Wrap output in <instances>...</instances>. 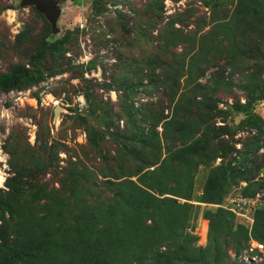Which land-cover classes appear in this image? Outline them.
Listing matches in <instances>:
<instances>
[{
	"label": "rangeland",
	"instance_id": "1",
	"mask_svg": "<svg viewBox=\"0 0 264 264\" xmlns=\"http://www.w3.org/2000/svg\"><path fill=\"white\" fill-rule=\"evenodd\" d=\"M91 1L55 0L58 15L53 31L33 5L0 0V73L23 63L30 67L27 62L43 41L53 42L66 29H78L77 43L65 52L62 69L37 83L0 91V170L4 177L0 188L13 174L8 164L12 154L18 162H51L58 174L69 172L74 164L79 174L103 180L99 170L106 164L100 157L113 155L115 147L104 143L101 155L88 148L85 123L79 117L86 116L89 124L98 122L88 116L85 91L100 102L92 115L117 112L122 117L116 121L120 128L129 102L149 114L162 109L167 120L175 114L174 104L180 99L179 119L192 124L187 129L194 130L196 138L209 141L194 156L201 163L193 177L191 198L175 197L193 207L196 246H207L210 218L216 223L224 215L231 238L225 250L228 257L207 264H264V0H162L163 19L153 27L151 21L158 18L151 0H117L106 7L131 12L134 19L129 29L118 27L115 33L104 14L92 13ZM173 16L178 20L166 26ZM58 62L47 54L35 68L54 67ZM80 93L86 101L83 111L74 104ZM239 104H248L250 113L240 112ZM55 106L60 107L56 118ZM162 122L156 127L159 133ZM141 127L148 125L144 122ZM165 127L166 142L171 143L173 126L167 123ZM47 140L54 145L50 154L45 151ZM108 165V174L119 169L117 159ZM224 171L227 181L222 196L204 199L207 182ZM40 174H45L43 182L57 186L49 168ZM240 197L253 203L241 208L235 200L230 202ZM229 212L233 214L230 223ZM9 227L0 221L1 233L18 229ZM57 259L56 264L79 262L78 258ZM29 262L46 264L37 256Z\"/></svg>",
	"mask_w": 264,
	"mask_h": 264
},
{
	"label": "trees",
	"instance_id": "2",
	"mask_svg": "<svg viewBox=\"0 0 264 264\" xmlns=\"http://www.w3.org/2000/svg\"><path fill=\"white\" fill-rule=\"evenodd\" d=\"M109 2L117 0H92V13L104 14L113 33L118 27L129 29L134 15L110 11L106 7ZM151 5L154 17L158 18L151 21L153 27L163 19L162 0H151ZM110 12L114 14L106 15ZM176 20L173 16L166 26L172 27ZM76 32L78 29H66L53 42L43 41L27 62L30 67L23 63L0 73V91L37 83L62 69L65 52L77 43ZM47 54L61 63L44 66L42 70L35 68ZM85 96L88 116L98 122L89 124L86 116L79 117L85 123L88 148L101 155L99 150L104 143H113L115 147L113 155L100 157L106 164L104 170H99L103 180L79 174L80 169L74 164L69 172L58 174L51 162L43 164L39 159L18 162L10 155L8 164L13 174L6 177L4 187L0 188V221L9 229V226L18 229L13 233L0 231V264H29L34 256L46 264H56L57 258L66 261L78 258L76 264H207L225 260L231 238L227 236L224 215L216 223L210 218L208 244L198 247L192 234L193 207L175 198H191L193 177L201 163L194 156L209 143L196 138L194 130L187 129L191 123L177 116L180 99L174 104L175 114L167 120L162 109L149 114L129 102L120 128L116 124L122 119L119 113L92 115L100 102L86 91ZM238 110L245 114L251 111L248 104H239ZM144 122L147 128L141 127ZM161 122L163 129L159 133L156 127ZM167 123L175 133L171 143L166 142ZM46 142L45 151L50 154L54 145ZM113 158L117 159L119 169L108 174L111 168L107 164ZM47 168L57 186L43 182L45 174L40 173H47ZM179 170L186 174H179ZM226 181L225 171L210 178L205 188L208 196L204 199L222 196ZM24 210L26 215H22ZM229 218L230 223L233 220L230 212ZM28 221L30 224L24 226ZM240 245L237 243V247Z\"/></svg>",
	"mask_w": 264,
	"mask_h": 264
},
{
	"label": "water",
	"instance_id": "3",
	"mask_svg": "<svg viewBox=\"0 0 264 264\" xmlns=\"http://www.w3.org/2000/svg\"><path fill=\"white\" fill-rule=\"evenodd\" d=\"M55 0H20L21 6L33 5L39 12L43 13L50 22L52 30L56 28L57 8ZM60 111L59 106L53 109V116L56 118Z\"/></svg>",
	"mask_w": 264,
	"mask_h": 264
},
{
	"label": "built area",
	"instance_id": "4",
	"mask_svg": "<svg viewBox=\"0 0 264 264\" xmlns=\"http://www.w3.org/2000/svg\"><path fill=\"white\" fill-rule=\"evenodd\" d=\"M74 104L76 105L77 107V110L79 111H83L86 107V101H85V98H84V95L82 93L80 94H77L75 95L74 97ZM233 200L236 201L235 204H238L239 206H241V208H243V206H245L246 204H252L253 202H251V199L250 198H241L239 199V201H237L236 199H230V202H232ZM235 209V207L233 208Z\"/></svg>",
	"mask_w": 264,
	"mask_h": 264
},
{
	"label": "bare ground",
	"instance_id": "5",
	"mask_svg": "<svg viewBox=\"0 0 264 264\" xmlns=\"http://www.w3.org/2000/svg\"><path fill=\"white\" fill-rule=\"evenodd\" d=\"M3 179H4V177H3L2 172H1V170H0V185H1L2 182H3Z\"/></svg>",
	"mask_w": 264,
	"mask_h": 264
}]
</instances>
